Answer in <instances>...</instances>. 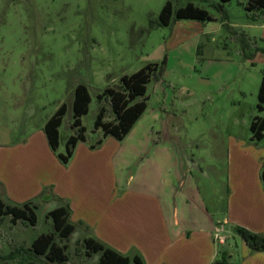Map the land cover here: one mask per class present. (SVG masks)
I'll use <instances>...</instances> for the list:
<instances>
[{
	"label": "rangeland",
	"instance_id": "obj_1",
	"mask_svg": "<svg viewBox=\"0 0 264 264\" xmlns=\"http://www.w3.org/2000/svg\"><path fill=\"white\" fill-rule=\"evenodd\" d=\"M168 1L173 18L169 26H160L159 15ZM188 3L206 10L212 20L175 19V12ZM247 4V0H0V146H14L44 129L66 104L59 147L52 150L61 162L58 155H66L67 140L77 133L72 125L75 88L85 84L92 99L81 118L85 143L99 149L107 139L95 126L100 109L105 108L104 123H117L110 92L123 93V76L156 64L145 97L137 99H146L148 110L133 134L124 138L122 150L149 137L151 146L156 140L166 141L216 221L224 220L229 193L238 194L237 180L242 177L249 180L244 201L256 206L264 194L263 181L260 187L255 185V160L264 163V138L253 141L250 126L256 116H264L257 109L264 69V11L248 12ZM146 154L119 174V188ZM36 201L31 205L38 223L21 234L24 237L55 231L48 211L60 200ZM2 219L6 229L15 223L10 215ZM78 236L56 238L58 245L67 247L65 264H76V256L87 254L85 241L77 242ZM226 236L233 244L232 236ZM8 247L17 250L15 245ZM97 260L94 256L87 264Z\"/></svg>",
	"mask_w": 264,
	"mask_h": 264
},
{
	"label": "crops",
	"instance_id": "obj_2",
	"mask_svg": "<svg viewBox=\"0 0 264 264\" xmlns=\"http://www.w3.org/2000/svg\"><path fill=\"white\" fill-rule=\"evenodd\" d=\"M150 139L126 150H122L125 139L114 137H107L99 149L80 142L64 165L52 151L44 129L33 131L14 146H0V197L19 207L26 202L38 203L41 197L43 201L58 198L60 205L55 209L69 208V221L75 226L72 235L79 234L77 242L91 238L131 259L140 256L144 264H264V252L250 249L235 231L239 226L264 235V194L256 206L247 204L244 197L249 180L240 178L238 194L229 193L224 220L216 221L196 184L182 174L179 160L166 141L156 140L151 146ZM146 152L127 183L119 188V174L124 175ZM255 166V185L260 187L264 163L255 160ZM2 220L0 262L51 264L34 251L33 243L54 229L28 238L22 235L36 227L38 220L35 225L18 220L7 229ZM218 228L223 229L224 244L215 239ZM226 233L234 239L233 244ZM5 240L17 250L5 246ZM94 256L98 260L93 264H98L100 254L88 257L85 252L76 256V264H87Z\"/></svg>",
	"mask_w": 264,
	"mask_h": 264
},
{
	"label": "trees",
	"instance_id": "obj_3",
	"mask_svg": "<svg viewBox=\"0 0 264 264\" xmlns=\"http://www.w3.org/2000/svg\"><path fill=\"white\" fill-rule=\"evenodd\" d=\"M232 0H221L223 3ZM239 1V0H238ZM248 4L245 7L246 11L254 10L264 11V0H247ZM173 18V9L171 2H167L160 15L158 25L169 26ZM175 19L178 20H196V21H211L212 18L209 13L193 3H188L185 7L179 8L175 12ZM165 61L162 62V65ZM156 64L147 65L138 72L123 76V93L110 92L113 107L117 117V123H104L103 118L105 108H101L95 121L96 128L103 129V137H114L118 141L124 138L131 132L134 125L139 121L147 109V100L137 101L138 98L145 97L147 92V85L151 81V75L156 72ZM100 97V96H98ZM91 95L85 84H79L75 88L73 101V127L77 129V133L68 138L66 144V155L59 154L58 157L64 165H67L73 156L76 145L80 142L86 141V129L82 125L81 118L89 111V104L91 103ZM259 112L264 113V69L261 86L258 93ZM67 112L66 104L59 107L56 113L48 120L44 127L51 149L56 152L59 147L60 132L59 128L62 125L63 117ZM250 130L252 132L253 141H261L264 138V116H256L252 121ZM102 144V140L98 141V145ZM96 149L97 146H91ZM261 179L264 183V167L262 169ZM32 202H26L19 206H11L6 204L0 197V218L10 215L14 222L18 220L28 221L31 225L37 223V216L35 207L31 205ZM54 223L55 231L50 234L40 236L33 243L34 251L46 257L52 263L65 264L67 262V247L66 245H58L56 243L57 236L59 239H69L71 234L75 231V226L69 221L70 210L68 207H59L48 214ZM236 233L245 241L247 246L253 251L264 252V235L254 233L243 227H235ZM86 253L88 256L93 254H100L98 264H144L140 256H134L132 259L128 256L122 255L116 250L107 247L101 242L91 238L85 240Z\"/></svg>",
	"mask_w": 264,
	"mask_h": 264
},
{
	"label": "built area",
	"instance_id": "obj_4",
	"mask_svg": "<svg viewBox=\"0 0 264 264\" xmlns=\"http://www.w3.org/2000/svg\"><path fill=\"white\" fill-rule=\"evenodd\" d=\"M222 233H223V229H222V228H218V229L216 230V233H215V239H216L219 243L224 244L226 239H225V237L222 235Z\"/></svg>",
	"mask_w": 264,
	"mask_h": 264
}]
</instances>
